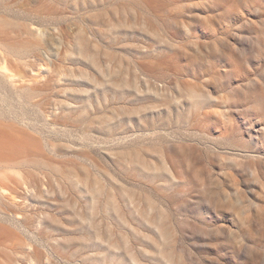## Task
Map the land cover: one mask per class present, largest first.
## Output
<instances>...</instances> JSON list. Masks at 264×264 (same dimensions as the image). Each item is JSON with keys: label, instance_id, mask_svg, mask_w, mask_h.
<instances>
[{"label": "rangeland", "instance_id": "1", "mask_svg": "<svg viewBox=\"0 0 264 264\" xmlns=\"http://www.w3.org/2000/svg\"><path fill=\"white\" fill-rule=\"evenodd\" d=\"M0 264H264V0H0Z\"/></svg>", "mask_w": 264, "mask_h": 264}]
</instances>
